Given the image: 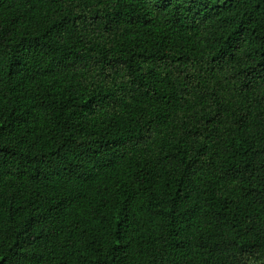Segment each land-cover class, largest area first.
Masks as SVG:
<instances>
[{
	"label": "trees",
	"instance_id": "obj_1",
	"mask_svg": "<svg viewBox=\"0 0 264 264\" xmlns=\"http://www.w3.org/2000/svg\"><path fill=\"white\" fill-rule=\"evenodd\" d=\"M0 264H264V0H0Z\"/></svg>",
	"mask_w": 264,
	"mask_h": 264
}]
</instances>
